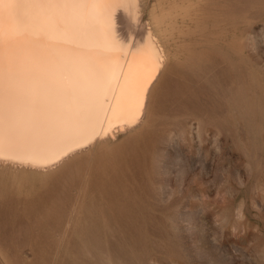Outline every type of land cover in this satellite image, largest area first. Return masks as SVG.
Instances as JSON below:
<instances>
[{"label": "rangeland", "instance_id": "1", "mask_svg": "<svg viewBox=\"0 0 264 264\" xmlns=\"http://www.w3.org/2000/svg\"><path fill=\"white\" fill-rule=\"evenodd\" d=\"M115 31L163 55L146 112L47 172L0 162V264H264V0H128Z\"/></svg>", "mask_w": 264, "mask_h": 264}, {"label": "bare ground", "instance_id": "2", "mask_svg": "<svg viewBox=\"0 0 264 264\" xmlns=\"http://www.w3.org/2000/svg\"><path fill=\"white\" fill-rule=\"evenodd\" d=\"M126 1L0 0V162L47 172L137 127L163 55L116 38Z\"/></svg>", "mask_w": 264, "mask_h": 264}]
</instances>
